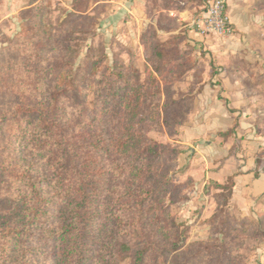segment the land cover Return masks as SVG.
<instances>
[{"label":"trees","instance_id":"16d2710c","mask_svg":"<svg viewBox=\"0 0 264 264\" xmlns=\"http://www.w3.org/2000/svg\"><path fill=\"white\" fill-rule=\"evenodd\" d=\"M106 7L71 0L48 26L52 3L31 0L0 51V264H248L241 247L264 240V224L232 222L238 173L213 183L216 236L188 242L190 227L169 208L193 185L175 180L182 151L149 135L176 134L184 121L190 98L174 84L197 65L182 52L187 35L162 39L149 23L139 39L144 72L105 53L77 63L66 42L94 33ZM237 126L219 135L234 137ZM262 170L260 155L255 177Z\"/></svg>","mask_w":264,"mask_h":264},{"label":"rangeland","instance_id":"374dc122","mask_svg":"<svg viewBox=\"0 0 264 264\" xmlns=\"http://www.w3.org/2000/svg\"><path fill=\"white\" fill-rule=\"evenodd\" d=\"M31 0H0V51H2L21 29L20 11L29 5ZM52 3L51 12L45 17L44 21L48 26L55 25L64 17L62 9H69L71 0H49ZM107 7L102 13L96 26L95 32L88 35L77 34L75 39L67 41V44L75 46L79 50L77 63L83 62L87 57L97 58L100 53H105L106 61L118 56L127 64L133 65L137 70L144 72L146 66V49L140 44L141 33L146 29L149 23H155L163 32H160L162 39H168L177 34H186L187 44L181 45L184 56L197 61L194 71L195 79H184L174 84L177 96H189L187 107L184 109V121L178 127L176 134H169L165 131L152 130L149 135L154 139L170 143L180 148L182 153L174 162L175 180L177 182H192L193 185L185 189L186 199L170 204L169 208L174 216H177L179 222L185 223L190 227V237L188 242L196 239H207L216 236L211 229L209 219L214 214L217 203L214 194L218 191L214 182L225 181L227 176L255 167L257 156H264V82L255 83L254 76L257 73L264 74V48H257L250 41L243 42L241 52L234 55L233 63L211 64L213 60L205 58L206 52H200L197 45L191 43L193 40L189 37L187 30L191 27L192 19L180 20L175 16L167 14L158 15L156 0H103ZM264 1V0H263ZM264 3V2H263ZM93 13V12H92ZM236 31H234L235 35ZM200 53V54H199ZM203 56L207 62H210L212 71L220 72V68L228 69L238 74L243 79V74L248 72L251 78H247L240 83L243 85H254L255 90L250 95L252 101L249 110L230 109L227 101L224 100L221 88H215V96L224 103L228 112L216 113V119L209 122V127H204L205 132L200 136L199 129H188L187 123L191 116L194 121L199 123L202 114L195 110V91L199 83L196 84L197 76L204 72L203 67L199 66V60ZM251 57V61L245 60ZM215 63V62H214ZM231 67V68H230ZM222 72V71H221ZM210 79L207 78L206 82ZM236 81H239L237 78ZM203 82V80H200ZM235 82V81H234ZM249 83V84H248ZM245 85V86H246ZM191 87L194 91L191 92ZM203 87V86H202ZM200 89V88H199ZM187 96V97H188ZM246 99L244 96L241 100ZM238 112V113H237ZM215 117V116H214ZM246 121V122H245ZM238 123L239 134L236 133L230 139H224L219 135ZM237 130V132H238ZM204 140H209V144ZM199 148V150H196ZM210 173V177H209ZM245 173V172H242ZM262 173L264 171L262 170ZM260 177V176H259ZM257 177V178H259ZM251 176L248 186H253ZM246 179L237 182L236 192L230 200L229 211L232 222L241 226L245 222L258 221L262 216L264 224V198L261 194L254 195L250 190L242 192L245 187ZM264 188V178L255 192H260ZM241 253L248 259V264H264V240L260 236H255L247 240L241 247Z\"/></svg>","mask_w":264,"mask_h":264},{"label":"crops","instance_id":"0c3cea01","mask_svg":"<svg viewBox=\"0 0 264 264\" xmlns=\"http://www.w3.org/2000/svg\"><path fill=\"white\" fill-rule=\"evenodd\" d=\"M156 1L158 6L154 11H157L155 13H157L158 15L162 13V11L160 10L162 9L164 11H167V14L175 16L177 19L180 18V20H187L188 18L192 19L193 15H197L205 7L208 0H182L181 2L168 7L164 6L161 0ZM263 2V0H227V13L236 31L235 35L233 34L230 37H220L214 34L200 35L191 27L187 30L189 37L193 39L190 40L191 43L197 45V48L200 49L201 55L202 52H206L204 57H209L210 60H213V63L211 61L207 62L203 56H201L202 58L199 60L198 65L203 67L204 72L201 75V80H203V82L199 83L200 87H197V91H195L194 97L196 104L194 111L199 112L198 115L202 114V116L200 117L202 120L197 123L191 116L190 122L187 123L188 129H199L200 131L198 132L200 133V136H203L205 132L204 127L210 126L209 122L211 120H218V117H216L217 112L223 113V110L225 112H228L226 105L222 103V101H220L218 96H215V88H221V90L219 89V91H222L224 100L227 101L228 99L227 103H229L228 106L230 109L243 111L250 109L252 101L249 97L250 95H252L255 87L252 84L248 86L246 84V86L241 84L240 79L241 81L244 80V82H247V78H251V75L246 72L242 75V79V77H240L241 73L228 69V66H230V64L234 62L232 61L234 55L241 52L243 48V42L250 41L251 43H253V45H255V47L264 48ZM159 32L168 34V32L166 31L162 32L161 30H159ZM245 60L252 62L251 57H247ZM210 62L213 65L227 64L228 66L226 65L225 68H220V72L218 73L212 71V69L209 68ZM193 72L194 71H189L184 76V79H195ZM207 78L210 79L208 82H206ZM236 78L239 81H236ZM244 96H246V99L241 100ZM238 129L239 127L237 126V130ZM237 134H239V130ZM204 141L207 144L210 143L209 140ZM196 150H199V148H197ZM253 169L254 168H247V170L242 171L245 173L241 172V174L239 172H235L238 173L236 177V185L237 182H240L242 179H246V184L245 187H243L244 190H242V192L250 190L254 195H262L264 193V188L257 193L255 192V189H257L261 184L262 178H264V173H262L261 171L259 175L260 177L257 178L255 177ZM251 176L255 179L252 180L253 186H251L250 188L248 186L249 181L247 180L251 178ZM215 182L223 183V181H217V179ZM234 192H236V186Z\"/></svg>","mask_w":264,"mask_h":264},{"label":"built area","instance_id":"2783aa9c","mask_svg":"<svg viewBox=\"0 0 264 264\" xmlns=\"http://www.w3.org/2000/svg\"><path fill=\"white\" fill-rule=\"evenodd\" d=\"M190 26L200 35L230 37L235 31L227 13V0H208L205 7L193 17Z\"/></svg>","mask_w":264,"mask_h":264}]
</instances>
